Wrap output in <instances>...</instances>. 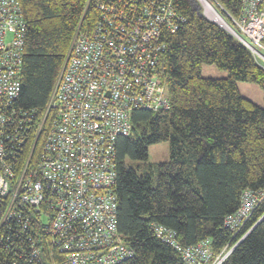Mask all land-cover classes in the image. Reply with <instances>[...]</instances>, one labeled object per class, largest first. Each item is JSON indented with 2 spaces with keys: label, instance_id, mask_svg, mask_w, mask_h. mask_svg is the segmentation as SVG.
<instances>
[{
  "label": "built area",
  "instance_id": "obj_1",
  "mask_svg": "<svg viewBox=\"0 0 264 264\" xmlns=\"http://www.w3.org/2000/svg\"><path fill=\"white\" fill-rule=\"evenodd\" d=\"M175 1L93 0L98 18L90 30L77 28L37 120L13 105L25 21L18 0H0V245L11 249L9 262L0 254V264H118L132 256L116 226L115 142L131 133L133 110L170 107L158 70L166 34L185 20ZM191 2L228 31L217 0ZM261 2L240 0L238 14L226 16L234 37L264 67ZM32 123L33 139L18 159L17 146L29 139L25 129ZM263 199V190L242 192L238 208L224 218L233 236L241 235L217 254L209 239L181 247L172 230L151 228L184 264H221L251 229L242 232Z\"/></svg>",
  "mask_w": 264,
  "mask_h": 264
},
{
  "label": "trees",
  "instance_id": "obj_2",
  "mask_svg": "<svg viewBox=\"0 0 264 264\" xmlns=\"http://www.w3.org/2000/svg\"><path fill=\"white\" fill-rule=\"evenodd\" d=\"M18 1L25 31L13 105L38 120L77 28L90 30L98 11L93 0ZM217 1L238 14L240 0ZM175 3L185 20L166 34L158 70L170 107L133 110L131 133L115 142L116 226L133 252L118 264H184L179 251L154 234L152 223L172 230L181 247L209 239L217 254L241 235L233 236L224 218L238 208L242 192L264 191V105L243 96L236 85L237 80L256 83L264 100V67L191 0ZM260 7L264 10V0ZM203 64H215L227 76H203ZM33 125L25 129L29 139L17 146L18 159L30 146ZM36 141L35 149L42 134ZM159 142L168 143L169 158L148 162L149 146ZM249 227L221 264H264V199L242 232ZM9 252L0 245L4 262Z\"/></svg>",
  "mask_w": 264,
  "mask_h": 264
},
{
  "label": "rangeland",
  "instance_id": "obj_3",
  "mask_svg": "<svg viewBox=\"0 0 264 264\" xmlns=\"http://www.w3.org/2000/svg\"><path fill=\"white\" fill-rule=\"evenodd\" d=\"M191 4L193 5V7H195L193 2ZM217 11H218V15L220 17V21L222 22V24L226 26L228 30H230L231 33H233L236 36V33H235L236 31L233 27V24L231 23V20L227 19V16H226L227 12L225 10L220 11V9L219 10L217 9ZM233 34L232 36L234 37ZM201 75L206 76V77L223 78L227 76V72L226 70L218 68L215 64H203L201 66ZM236 85H237L239 92L243 96L249 98L250 100H252L259 106L264 105L263 90L259 85L253 82H247V81H242V80H237ZM168 158H169V148H168L167 142L154 143L149 146L148 159H147L148 162L154 163V162H159V161H165ZM233 248H235V246Z\"/></svg>",
  "mask_w": 264,
  "mask_h": 264
},
{
  "label": "water",
  "instance_id": "obj_4",
  "mask_svg": "<svg viewBox=\"0 0 264 264\" xmlns=\"http://www.w3.org/2000/svg\"><path fill=\"white\" fill-rule=\"evenodd\" d=\"M225 28L228 30V28L225 26ZM228 31H230V30H228ZM229 34H231L232 35V33L231 32H229Z\"/></svg>",
  "mask_w": 264,
  "mask_h": 264
}]
</instances>
